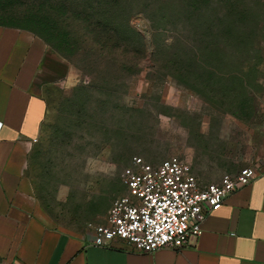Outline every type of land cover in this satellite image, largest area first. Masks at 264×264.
I'll return each mask as SVG.
<instances>
[{"label":"rangeland","instance_id":"374dc122","mask_svg":"<svg viewBox=\"0 0 264 264\" xmlns=\"http://www.w3.org/2000/svg\"><path fill=\"white\" fill-rule=\"evenodd\" d=\"M44 1L0 0V23L41 35L69 65L71 78L46 90L30 155L50 222L101 223L126 191L133 155L151 163L178 155L201 183L262 164L264 0H126L143 40L114 54L59 12L61 0L45 16Z\"/></svg>","mask_w":264,"mask_h":264},{"label":"crops","instance_id":"0c3cea01","mask_svg":"<svg viewBox=\"0 0 264 264\" xmlns=\"http://www.w3.org/2000/svg\"><path fill=\"white\" fill-rule=\"evenodd\" d=\"M41 36L0 23V261L3 264H264V158L256 176L211 210L202 231L179 247L153 251L91 242V227L70 229L43 216L30 155L48 114L46 90L71 78ZM104 221V218H103ZM102 221V222H103Z\"/></svg>","mask_w":264,"mask_h":264},{"label":"built area","instance_id":"2783aa9c","mask_svg":"<svg viewBox=\"0 0 264 264\" xmlns=\"http://www.w3.org/2000/svg\"><path fill=\"white\" fill-rule=\"evenodd\" d=\"M260 107L264 130V94ZM256 174L257 167L245 165L217 181L201 183L190 163L178 155L157 163L133 155L123 176L126 191L113 199L103 222L91 225V242L111 246L120 241L129 249L147 252L182 246L201 233L209 211Z\"/></svg>","mask_w":264,"mask_h":264},{"label":"trees","instance_id":"16d2710c","mask_svg":"<svg viewBox=\"0 0 264 264\" xmlns=\"http://www.w3.org/2000/svg\"><path fill=\"white\" fill-rule=\"evenodd\" d=\"M39 5L41 7L38 9L43 10L45 16L48 11H52V0H45ZM126 5V0H81L79 3L76 0H61L58 3V10L60 9L59 12L62 14L70 13L73 20L82 26L83 31L97 44L101 41V47L108 48L109 53L114 54L119 50L130 53L131 49L125 45L126 42L129 40L142 42L143 38L131 26L130 13L126 11ZM45 16L43 15L42 18L45 19Z\"/></svg>","mask_w":264,"mask_h":264}]
</instances>
